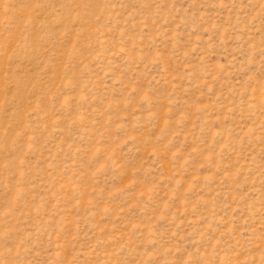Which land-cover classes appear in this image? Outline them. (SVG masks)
<instances>
[{"label":"rangeland","instance_id":"obj_1","mask_svg":"<svg viewBox=\"0 0 264 264\" xmlns=\"http://www.w3.org/2000/svg\"><path fill=\"white\" fill-rule=\"evenodd\" d=\"M0 264H264V0H0Z\"/></svg>","mask_w":264,"mask_h":264}]
</instances>
